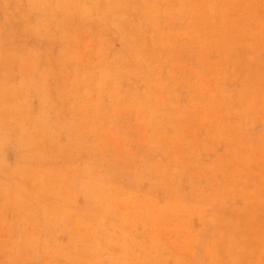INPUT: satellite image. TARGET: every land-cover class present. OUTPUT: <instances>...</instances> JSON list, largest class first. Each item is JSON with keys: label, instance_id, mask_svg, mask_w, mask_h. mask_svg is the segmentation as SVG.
<instances>
[{"label": "rangeland", "instance_id": "1", "mask_svg": "<svg viewBox=\"0 0 264 264\" xmlns=\"http://www.w3.org/2000/svg\"><path fill=\"white\" fill-rule=\"evenodd\" d=\"M0 264H264V0H0Z\"/></svg>", "mask_w": 264, "mask_h": 264}, {"label": "bare ground", "instance_id": "2", "mask_svg": "<svg viewBox=\"0 0 264 264\" xmlns=\"http://www.w3.org/2000/svg\"><path fill=\"white\" fill-rule=\"evenodd\" d=\"M11 30V29H10Z\"/></svg>", "mask_w": 264, "mask_h": 264}]
</instances>
